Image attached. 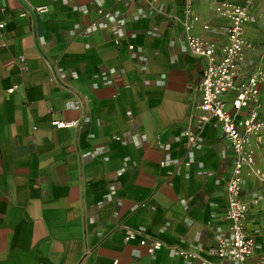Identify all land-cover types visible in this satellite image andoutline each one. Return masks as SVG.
I'll return each instance as SVG.
<instances>
[{
	"label": "crops",
	"instance_id": "1",
	"mask_svg": "<svg viewBox=\"0 0 264 264\" xmlns=\"http://www.w3.org/2000/svg\"><path fill=\"white\" fill-rule=\"evenodd\" d=\"M217 1L191 0L186 13L183 0H0V264H232L210 254L228 236L232 158L213 118H189L203 59L180 25L196 16L187 32L218 54ZM98 6L110 12L106 29L89 26ZM248 12L236 81L264 67V0ZM231 99L222 96L232 112ZM256 110L264 118V82ZM249 146L261 166L264 142ZM240 198L254 264L264 258V185L243 177ZM141 237L162 245L148 254Z\"/></svg>",
	"mask_w": 264,
	"mask_h": 264
},
{
	"label": "built area",
	"instance_id": "2",
	"mask_svg": "<svg viewBox=\"0 0 264 264\" xmlns=\"http://www.w3.org/2000/svg\"><path fill=\"white\" fill-rule=\"evenodd\" d=\"M252 0H242L241 3L221 0L213 5V10L222 17L225 24V42L215 53L212 42L201 37L189 34L187 31L196 16H191L180 22L185 34L186 49L193 55L203 59V67L198 81V101L193 105L189 115L197 124H202L213 118L224 138L226 139L232 158L231 167L225 180V207L224 216L228 221V236L219 238L210 254L217 260H228L232 264H252L249 259L252 254L254 241L244 229V215L247 203L240 198V187L245 176H252L264 185V161L261 166L255 164L253 147L249 146L251 138L256 143L264 142V118L257 116L259 86L264 82V67H258L251 71L243 80L236 81L238 69L244 61V50L250 47L249 42L243 37V25L249 19L248 6ZM184 11L188 13L191 0H183ZM38 11L46 9L41 5L35 8ZM97 19L89 22L91 28L106 29L110 12L98 6L95 9ZM264 26V15L261 16ZM3 23L0 22V28ZM206 24L202 28H207ZM117 39L113 38L116 43ZM131 48V44H127ZM264 55V48L262 50ZM14 86L6 89L11 92ZM231 92L232 112L228 111L223 104L224 93ZM247 108L246 114L236 117L235 114L241 109ZM51 126L56 128H75L79 126L76 119L60 120L51 119ZM184 137L188 142H193L194 134L185 130ZM263 197V196H261ZM256 198H251L252 203ZM133 238V233L124 235V240ZM138 244L145 245L148 254L159 249L162 242L153 239L146 243L141 237ZM176 254L185 261H191L195 256L191 251L176 250ZM115 264V262H113ZM197 264H210L203 260ZM254 264H264V258Z\"/></svg>",
	"mask_w": 264,
	"mask_h": 264
},
{
	"label": "water",
	"instance_id": "3",
	"mask_svg": "<svg viewBox=\"0 0 264 264\" xmlns=\"http://www.w3.org/2000/svg\"><path fill=\"white\" fill-rule=\"evenodd\" d=\"M201 71H199L198 77H197V81H199V77H200Z\"/></svg>",
	"mask_w": 264,
	"mask_h": 264
}]
</instances>
